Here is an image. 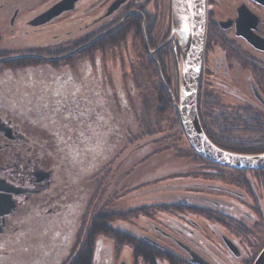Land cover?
Segmentation results:
<instances>
[{"label": "flooded vegetation", "instance_id": "obj_1", "mask_svg": "<svg viewBox=\"0 0 264 264\" xmlns=\"http://www.w3.org/2000/svg\"><path fill=\"white\" fill-rule=\"evenodd\" d=\"M60 1L56 0L50 5L42 4L39 10L34 12L33 8L38 7L40 0H0V38L1 34H4L5 45L20 44L22 43L21 34L26 36L27 29L33 31L45 29L52 26L58 19L75 13L72 17L73 22H68L70 27L68 29L71 31L67 33L73 32V37L78 40L77 44L92 41L96 43L100 39H105L98 47L93 48L91 58L94 57V70L107 72V65L101 63L98 53H106V50L102 51L101 47L113 40V37L108 34L121 27L126 20L131 21L132 18L138 17L141 21V41L128 34L132 46L136 43L134 40H137L139 44L142 43L137 47L136 57L147 58L155 65L157 61L160 69H167L168 61L172 63V67H176L178 48L174 40L160 47L170 35V0H76L71 9L38 24L37 18ZM222 3L221 0H205V35L197 88V97L201 95L202 101L200 116L203 130L206 136L222 149L240 148L246 152L261 153L264 152V5L256 0H237L231 5L228 13L218 16L213 6L216 4L217 8L225 10ZM66 23H62L58 28H62ZM142 23H145V29ZM215 44L220 51H214ZM1 55L0 61L11 60L12 62L34 60L37 63H50L57 58L55 55L30 51L20 54L7 51L0 53ZM132 59L134 60V57ZM38 65L41 67L38 68ZM33 66L34 68L25 72L31 71L39 75L45 70L44 64ZM175 70L174 68V74H176ZM168 71L167 69L166 74ZM168 82L171 84L170 80ZM55 101L56 105L52 104L51 110L59 106L58 100ZM34 103L36 101H28L24 111L26 117L22 119L20 115L15 114H21V110L12 112L9 105L6 106V103L0 101V195L9 196V199L15 203L14 211L6 216H0V254H2L0 264H15L19 257H25L28 251L20 247L33 248V245H30L31 242L25 241L32 240L33 235L37 234L34 227L43 224L41 218L48 222L51 217L56 218L58 214L63 216V210L69 209L71 206L69 203L71 201L75 203L78 198L72 190L74 186L73 182L71 183L72 180L68 178V175L62 174L67 170L64 167L68 168L69 172L72 168L64 164L63 159L56 154L64 155V142L60 143L57 138L59 143L55 144V140L53 139V143L50 138L59 134L66 143H74L77 142L78 133L69 135L70 139H66L58 127L50 130L48 123L39 121V116H37L38 119L29 118L31 114L39 113L38 107L47 108L37 107L33 105ZM81 108L73 110L67 119L70 121L81 118L84 112ZM63 113L65 114L64 111ZM56 117L58 116L55 115L54 119ZM89 118L92 119V117ZM44 119L47 118L44 117ZM57 122L58 120L55 121ZM22 123L26 124L28 131L24 130ZM29 126L36 127V131H30ZM59 126L65 132L67 124ZM55 132L58 133L54 134ZM255 139L258 141H251ZM113 145L111 146L115 147L117 144ZM123 149V146L120 147L121 153L117 155L121 156ZM106 151L105 149V153ZM96 165L92 170L85 172L94 180L97 178ZM216 166L243 178L245 173L249 177L253 175L254 179L261 176L264 178V170L256 173L255 171L237 173L236 170ZM100 167L101 164L98 168ZM71 176L74 177V175ZM246 184L249 188L243 186V189H240L242 192L239 189L213 185H196L193 188V190H209L212 193L218 190L227 191L228 194L224 193V196H230L233 200L225 203L228 206L210 200L209 195L200 194V192L193 194L194 196H187L184 201L173 200L171 203L178 207L188 206L190 209H200L202 212L182 213L183 217L180 212H174L176 222L171 219L174 222L171 223V234L155 228V232L156 230L159 232L158 248L168 252V249L164 247H172L167 244L161 245L160 238L164 237L182 251L175 252L180 257H186V264H208L206 257L199 252L202 247H225L228 252L227 257L225 255L223 257L228 259L227 261L243 259L244 253L240 247H261L260 242L264 235V196L259 194L253 183L245 181L243 185ZM1 186L4 188L2 191ZM261 188L264 191V188ZM17 190H19L18 193ZM197 201H200L203 206H200ZM191 216L199 218L200 222L216 232L211 236L205 235L202 232V223L195 222ZM65 217L68 218L69 215ZM60 235L67 238L65 234ZM69 236L71 239V235ZM22 241L25 244L20 243ZM75 242L76 239L73 247L71 246L72 250H74ZM65 245L64 247H70ZM58 253L57 247L45 250L43 257L48 263L42 264H63L71 256V253H67L65 257L58 260ZM35 254L37 255L38 252ZM217 262L226 264V261L220 257H217ZM119 264L124 263L119 262Z\"/></svg>", "mask_w": 264, "mask_h": 264}, {"label": "rangeland", "instance_id": "obj_2", "mask_svg": "<svg viewBox=\"0 0 264 264\" xmlns=\"http://www.w3.org/2000/svg\"><path fill=\"white\" fill-rule=\"evenodd\" d=\"M54 1L56 0H40L38 7H34L33 10L35 9V12L39 10L42 4L50 5ZM221 1L225 10L217 8L216 4L213 6L218 16L228 13L232 7L231 5L237 0ZM74 15L75 13L58 19L52 26L45 29L42 28L37 31L27 29L28 34L26 36L21 34L22 43L20 44L5 45L4 34H1L0 38V53L12 51L20 54L30 51L41 54L43 52V54L47 53L51 54L50 56L55 55L57 57L54 62L36 63L44 64L43 68L45 70L39 74L40 76L31 71L25 72L34 68V66L23 62L24 60L15 62L1 60L0 101L6 103V106L9 105L12 112L21 110V114H15L20 115L22 119L26 117L24 111L28 101H36L33 105L47 108L38 107L39 113L36 115L31 114L29 118L38 119L37 116H39V121L48 123L50 130L58 127L66 139H70L69 135L73 136L78 133L76 136L77 142L74 143H66L62 136L59 137L58 132L54 133L57 135L50 137L53 143L55 140V144L59 143L57 138L60 143L64 142V155L56 154L60 159H63L64 164H68L72 168L69 172V169L64 167L67 170L62 174L68 175V178L72 180L71 183L74 184L72 190L78 197L76 198L77 201L69 203L71 206L69 209L63 210V216L58 214L56 218L51 217L48 222L41 218L43 224L34 227L37 234L33 235L32 240L25 241L31 242L30 245H33V248L20 247V249L28 252L25 257H17L15 264L48 263L44 261L43 255L44 251L50 247H57V250H59L58 260L62 259L63 256L65 257L67 253L72 254L74 240L80 234L84 238L92 223L91 221L99 213L125 211L131 207H143L150 204L162 205V209L167 212L160 213L161 210H158L159 212L152 217L137 214L138 218L136 219L128 220L129 217H126V220L120 218L110 222L115 229L127 233L134 232L157 243L159 232L157 230L155 232V228L168 234L172 232H170L171 223H174L172 220H176L174 212L179 209L170 207L173 200L184 201L187 196H194L193 194L200 192V194L209 195L208 199L217 201L224 206H228L225 204L227 201H233L230 196H224V193L228 194L227 191L216 190L217 192L212 193L205 189L193 190L196 185L221 186L234 190L239 189L242 192L240 189H243V186L249 188L248 184L243 185L247 181V183H253L259 194L264 196V191L261 188H264V178L262 176L254 179L253 175L249 177L247 173L241 171L245 173V178H243L233 172L219 168L204 167L202 161L192 159L190 156L186 158L180 154L181 151L177 150V148H182L183 151H187L184 140H177L178 136H172L169 112H166V114L156 113L159 109L158 104L162 90L167 93L163 84L165 83L172 94L176 92L177 64L176 67H172V63L168 61L167 69L169 71L166 74V68L160 69L159 66L153 64L147 58H137V47L141 46L142 43L139 44L137 40H134L136 43L132 46L131 39L127 36L121 44L107 47L106 53L102 52L103 55L101 52L98 53L101 63L107 65L108 70L107 72H97L93 69L95 68L93 66L94 57L91 58V55H93L91 54L93 41L86 44H77L78 40L73 37V32L67 33L71 31L68 29L70 28L68 22H73L72 17ZM64 22L67 23L62 28H58ZM142 27L145 29V23H142ZM143 34L145 35V32ZM217 46V44L213 46L214 51H220ZM97 57L96 55V59ZM132 57H134V60ZM156 64H158L157 61ZM164 66H166L165 62ZM39 67L41 66L38 65ZM174 68L176 74L173 73ZM44 73L46 75H43ZM42 75L43 77H41ZM160 76L163 78V83L160 81ZM55 100H58L59 106L51 110L50 106L52 104L56 105ZM197 100L198 116L203 129L200 116L201 95H198ZM225 101L227 103V100ZM80 108L84 111L82 117L69 121L67 118L73 110H79ZM32 115L34 116L32 117ZM55 115L58 116L56 117L57 123H55L57 121L54 119ZM44 117L47 119H44ZM89 117H92V119ZM64 123L67 124L65 132L59 126ZM22 127L24 130H29L24 123H22ZM29 127L30 131H36V127ZM85 129H87L86 132ZM185 141L191 148L186 138ZM112 144L117 145L112 147ZM213 144L215 145V143ZM122 146L124 147L123 154L121 156L117 155ZM235 149L241 150L240 148ZM100 164L101 167L98 168ZM95 165L98 172L96 171L97 178L94 180L91 175L89 176L85 172L92 170ZM200 169H211L213 172L209 170L204 171L202 175H198ZM71 175H74V177L72 178ZM239 180L241 185L238 184ZM194 200L197 199L194 198ZM197 203L203 206L200 201H197ZM165 204L169 207H164ZM180 209L186 210L180 212L182 217L186 212L197 211V209L186 207H180ZM65 215H69V217L66 218ZM191 218L197 223H202L201 228L205 235L211 236L216 232L200 222L199 218H194V216H191ZM178 227L181 229L180 225ZM61 233L69 239L62 237ZM68 235H71L72 238L70 239ZM262 239L260 242L261 247H240L243 250L244 257L238 261L231 259L227 261L228 259L223 257L224 255L227 257L228 250L225 247H202L199 252L206 257L204 259L209 262H207L208 264H221L217 262V257L225 260L226 264H252L257 253L264 246L262 243L264 242V235ZM160 240L161 245L172 246L164 247V249H168V252L173 253L175 258L179 260L173 259L174 263H171L168 258L160 257L157 258L156 264L187 263L185 256L180 257L175 252L181 253L182 251L175 247L174 243L168 242L164 237H161ZM25 242L20 243L25 244ZM65 244L70 245V247H64ZM196 248L199 249L200 247ZM17 251L19 252V248ZM0 255L2 256V254ZM119 262L143 264L138 260H134L132 251L128 246L119 248L108 237H96L92 264H119Z\"/></svg>", "mask_w": 264, "mask_h": 264}, {"label": "water", "instance_id": "obj_3", "mask_svg": "<svg viewBox=\"0 0 264 264\" xmlns=\"http://www.w3.org/2000/svg\"><path fill=\"white\" fill-rule=\"evenodd\" d=\"M75 1L61 0L56 3L37 18L38 24L51 20L63 11L71 9ZM256 1L264 5V0ZM204 35L205 0H170V35L160 47L171 40H174L177 45L176 93L173 95L165 83L163 85L178 116L183 134L192 150L208 162L239 171L264 170V153L242 154L216 147L201 127L196 98L201 72ZM151 55L153 57V53ZM160 77L163 83V78ZM3 189L1 186V191ZM9 198L5 194L0 195V216H6L14 211L15 203ZM252 264H264V246L257 253Z\"/></svg>", "mask_w": 264, "mask_h": 264}, {"label": "trees", "instance_id": "obj_4", "mask_svg": "<svg viewBox=\"0 0 264 264\" xmlns=\"http://www.w3.org/2000/svg\"><path fill=\"white\" fill-rule=\"evenodd\" d=\"M133 20H126L121 27L118 29L114 30L108 36L113 37V40L111 42H107L101 47V50H106L107 47H113L121 44L125 38L128 36L130 33L134 38H138L141 41V25L138 23L140 21V18L134 17L132 18ZM133 23V25H132ZM105 39H100L93 45H91V48L98 47ZM58 55V54H56ZM15 62V61H13ZM26 62L27 64L34 65L37 62L34 60H29V61H23ZM162 90V89H161ZM159 101V109L156 111V113H165L169 112V124L171 125L172 129V136H178L176 139H182L184 140L185 146L187 151H183L182 148H177L178 151H181V155L184 157H191L192 159L202 161V165L204 167H214V168H219L215 164L208 162L204 160L203 158L199 157L189 146L187 145L185 141L184 134L182 132V128L178 119V116L175 112V109L172 106L171 99L168 95V93H165L164 90H162ZM226 150L236 152V153H252V152H246V150H236L235 148H224ZM245 151V152H243ZM205 162V163H204ZM201 165V164H200ZM220 169V168H219ZM102 170V169H101ZM212 171L211 169H200V174L202 175L204 171ZM216 171V170H215ZM213 172V171H212ZM254 172V171H253ZM260 172V171H255ZM237 173H243L241 171H237ZM160 206V207H159ZM174 208H179L176 209V212H185V209H180L178 205L171 204L170 207ZM164 207H169V205H164ZM186 208H189L188 206H184ZM183 208V207H181ZM161 210L160 213L167 212L165 209H162V205H155V204H150L147 206H136V207H131L125 211H117V212H111L107 211L104 213H99L91 222L89 228L86 231V234L83 237H81V234L78 235V238L76 239L75 242V247L74 250L71 254V256L63 263V264H92L93 263V254H94V243L96 240V237L98 236H104L112 239L116 244L117 247H122V246H128L131 251H132V256L135 261H140L143 264H156L157 258L160 257H166L170 260L171 263H174V260L177 259L175 258L174 254L171 252H167L163 249L158 248L157 243L154 242L153 240L146 238L141 235H137L134 232H124L120 229H115L113 225L110 223L111 221L115 219H120L123 218L126 220V217H129L128 220L130 219H136L138 218L139 214H145L147 217H152L155 214H157ZM197 211L202 212V210L198 209ZM139 212V213H138ZM138 214V215H137ZM174 259V260H173ZM179 260V259H177ZM250 263V262H249Z\"/></svg>", "mask_w": 264, "mask_h": 264}, {"label": "bare ground", "instance_id": "obj_5", "mask_svg": "<svg viewBox=\"0 0 264 264\" xmlns=\"http://www.w3.org/2000/svg\"><path fill=\"white\" fill-rule=\"evenodd\" d=\"M196 105H197V100H196Z\"/></svg>", "mask_w": 264, "mask_h": 264}]
</instances>
